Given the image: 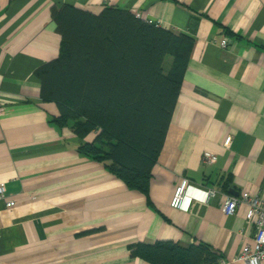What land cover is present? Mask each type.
Instances as JSON below:
<instances>
[{"label":"crops","instance_id":"0c3cea01","mask_svg":"<svg viewBox=\"0 0 264 264\" xmlns=\"http://www.w3.org/2000/svg\"><path fill=\"white\" fill-rule=\"evenodd\" d=\"M64 5L129 9L194 41L148 193L81 153L94 133L55 121L58 104L43 99L36 70L59 57L53 10ZM0 80V184L16 201H0V264H152L129 246L159 240L247 264L256 226L247 207L223 208L245 191L264 199V0H0ZM184 178L219 193L174 208Z\"/></svg>","mask_w":264,"mask_h":264},{"label":"trees","instance_id":"16d2710c","mask_svg":"<svg viewBox=\"0 0 264 264\" xmlns=\"http://www.w3.org/2000/svg\"><path fill=\"white\" fill-rule=\"evenodd\" d=\"M53 16L62 44L59 57L36 70L43 99L58 104L55 121L71 125L82 138L94 133L80 144L81 153L148 193L193 39L114 6L99 14L55 6ZM129 250L152 264H221L220 254L204 242H138Z\"/></svg>","mask_w":264,"mask_h":264},{"label":"built area","instance_id":"2783aa9c","mask_svg":"<svg viewBox=\"0 0 264 264\" xmlns=\"http://www.w3.org/2000/svg\"><path fill=\"white\" fill-rule=\"evenodd\" d=\"M140 17V14H137ZM151 23H156L150 20ZM223 47L228 45V39H223L221 42ZM2 81L0 80V90ZM4 106L0 103V115L4 112ZM206 161L213 162L215 157L211 154L206 155ZM191 190L200 192L199 195H191ZM217 189L200 187L194 185L190 179L184 178L181 184L177 187L175 196L172 200V206L181 210H189L194 201L210 202L212 198L217 196ZM0 201H5L7 207H12L16 204L15 200L7 199V188L5 184H0ZM243 206L247 207L246 219L248 222H254L256 226L255 248L247 246L241 258L247 264H263L264 263V199L250 192H242L239 195H230L224 204V212L229 215H235Z\"/></svg>","mask_w":264,"mask_h":264}]
</instances>
